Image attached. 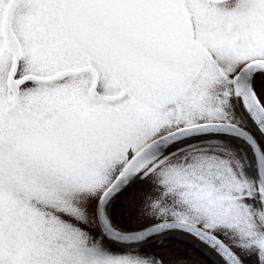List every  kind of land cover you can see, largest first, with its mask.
Wrapping results in <instances>:
<instances>
[{"label":"snow or ice","instance_id":"obj_1","mask_svg":"<svg viewBox=\"0 0 264 264\" xmlns=\"http://www.w3.org/2000/svg\"><path fill=\"white\" fill-rule=\"evenodd\" d=\"M0 264H264V0H0Z\"/></svg>","mask_w":264,"mask_h":264}]
</instances>
